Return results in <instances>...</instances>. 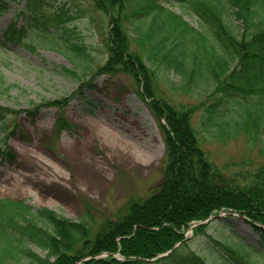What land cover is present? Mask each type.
Wrapping results in <instances>:
<instances>
[{
  "label": "trees",
  "instance_id": "1",
  "mask_svg": "<svg viewBox=\"0 0 264 264\" xmlns=\"http://www.w3.org/2000/svg\"><path fill=\"white\" fill-rule=\"evenodd\" d=\"M174 1L192 10L199 25H190L161 0H0V15L11 3L21 5L3 38L33 49L28 37L44 35L73 63L70 68L61 66L63 75L82 88H94V80L102 75L127 77L160 122L165 141L157 185L110 211H87L75 219L23 199L0 198V264H207L190 247L186 231L210 217L220 219V212L245 216L261 247L231 231L225 236L224 229L221 236L207 233L213 218L194 226L193 234L206 238L209 252L225 264H260L264 162L234 172L222 168L203 148L192 118L200 111L208 133L214 129L221 138L244 133L264 152V0ZM88 11L107 17L109 55L103 63L95 62L92 46L70 36L68 22ZM131 24L137 25V40L146 44L150 58L181 75L184 86L201 95L198 101L177 104L160 91L144 54L132 47ZM189 62L193 66L188 68ZM0 80L1 87L7 84ZM78 95L93 104L81 91ZM251 95H258L262 106L232 113L230 106L247 104ZM69 99L43 100L27 113L56 108L58 134L72 128L64 113ZM21 112L0 104V130L14 132ZM6 157L13 154L2 144L0 158Z\"/></svg>",
  "mask_w": 264,
  "mask_h": 264
},
{
  "label": "rangeland",
  "instance_id": "2",
  "mask_svg": "<svg viewBox=\"0 0 264 264\" xmlns=\"http://www.w3.org/2000/svg\"><path fill=\"white\" fill-rule=\"evenodd\" d=\"M161 5L190 25H199L197 15L176 1L161 0ZM67 6L72 7V3ZM19 7L21 5L11 3L0 15V36L4 43L0 45V77L7 83L4 86L11 85L8 90L0 85V104L22 111L14 132L0 130L3 139L0 145L5 144L13 154V157L0 158V198L23 199L77 219L87 211L95 215L103 210L107 212L131 195L150 192L161 178L165 141L160 122L147 102L122 75L113 78L102 75L94 80V88H82L76 79L61 72V66L70 68L72 61L50 45L42 34L28 37L27 43L33 44V49L3 38ZM68 27L72 38L93 47L96 63L105 61L109 55L106 15L88 11L84 16L71 19ZM136 28V24L128 26L132 47L144 54L155 72L160 91L177 104L198 101L201 95L184 86L181 75L150 58L146 44L142 46L137 40ZM186 51H190L189 44ZM192 66L190 62L187 64L188 68ZM79 91L93 104L79 96ZM62 97L70 98L64 108L72 124L68 130L55 132L56 108H40L32 115L27 113L32 104ZM246 101L242 106H230L232 113L262 106L258 95L248 96ZM192 120L203 148L222 168L234 172L264 162L259 142L252 145L244 133L222 138L214 135V129L208 133L201 124L200 111ZM261 138L264 140V135ZM219 215L224 218H213L206 228L207 233L221 236L224 229L225 236L231 231L247 244L261 247L258 235L246 220L236 214L220 212ZM225 224L227 229L222 227ZM186 236L190 247L200 252L207 264H225L209 252L206 238L194 235L192 227L186 231ZM34 249L40 254L46 253L38 247ZM258 262L264 264V256Z\"/></svg>",
  "mask_w": 264,
  "mask_h": 264
},
{
  "label": "water",
  "instance_id": "3",
  "mask_svg": "<svg viewBox=\"0 0 264 264\" xmlns=\"http://www.w3.org/2000/svg\"><path fill=\"white\" fill-rule=\"evenodd\" d=\"M228 215H231V214H228ZM239 219H244V220H246L247 218L245 217V216H243V215H236ZM218 218H220V219H223L224 218V216L223 215H218L217 216ZM212 218H214V216L213 217H210V218H208L207 220H205V221H202V222H200V224H202V223H206V222H208L210 219H212ZM227 218V217H226Z\"/></svg>",
  "mask_w": 264,
  "mask_h": 264
}]
</instances>
